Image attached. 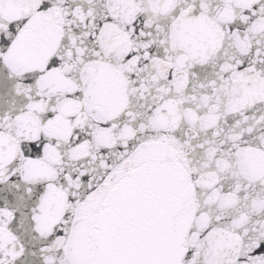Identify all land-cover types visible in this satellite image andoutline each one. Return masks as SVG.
I'll return each instance as SVG.
<instances>
[{
	"label": "snow or ice",
	"instance_id": "snow-or-ice-1",
	"mask_svg": "<svg viewBox=\"0 0 264 264\" xmlns=\"http://www.w3.org/2000/svg\"><path fill=\"white\" fill-rule=\"evenodd\" d=\"M0 264H264V0H0Z\"/></svg>",
	"mask_w": 264,
	"mask_h": 264
}]
</instances>
